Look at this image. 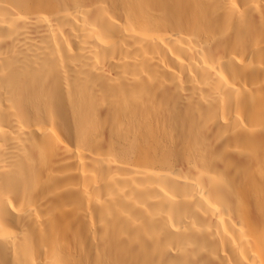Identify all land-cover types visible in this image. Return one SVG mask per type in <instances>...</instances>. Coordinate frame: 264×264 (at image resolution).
I'll return each mask as SVG.
<instances>
[{
  "label": "bare ground",
  "instance_id": "1",
  "mask_svg": "<svg viewBox=\"0 0 264 264\" xmlns=\"http://www.w3.org/2000/svg\"><path fill=\"white\" fill-rule=\"evenodd\" d=\"M0 264H264V0H0Z\"/></svg>",
  "mask_w": 264,
  "mask_h": 264
}]
</instances>
